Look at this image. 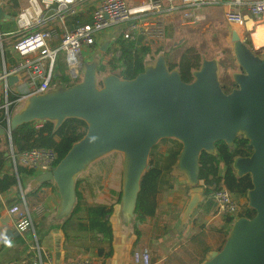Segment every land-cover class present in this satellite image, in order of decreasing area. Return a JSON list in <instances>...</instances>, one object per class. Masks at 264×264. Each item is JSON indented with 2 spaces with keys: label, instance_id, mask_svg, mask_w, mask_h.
I'll use <instances>...</instances> for the list:
<instances>
[{
  "label": "water",
  "instance_id": "obj_1",
  "mask_svg": "<svg viewBox=\"0 0 264 264\" xmlns=\"http://www.w3.org/2000/svg\"><path fill=\"white\" fill-rule=\"evenodd\" d=\"M246 21V28H250L248 15ZM230 40L238 71L231 74L229 90L220 82L216 57H202L198 69L191 73V81L183 82L179 70L170 69L160 53L146 61L143 71L132 79L112 73L98 78L97 65L86 63L79 82L24 97L11 113L7 129L0 126V137L6 135L9 140L8 153L12 149L10 133L20 125L50 121L56 130L68 118L86 124L84 135L60 161L31 181L33 188L45 182L56 186L59 203L54 221L71 213L77 177L99 159L119 153L120 205L126 224H133L140 181L149 169V154L164 139L180 144L171 174L183 175L190 186L182 213V220H186L203 196L201 153L216 155V142L223 141L232 148L241 136L250 154L235 157L231 166L238 177L250 176L252 187L246 192V201L254 215L234 219L222 247L207 251L198 264H264V45L251 49L235 30ZM16 78L9 76L8 84ZM7 232L12 233L10 229Z\"/></svg>",
  "mask_w": 264,
  "mask_h": 264
},
{
  "label": "crops",
  "instance_id": "obj_2",
  "mask_svg": "<svg viewBox=\"0 0 264 264\" xmlns=\"http://www.w3.org/2000/svg\"><path fill=\"white\" fill-rule=\"evenodd\" d=\"M100 1L84 0L78 7V14L81 19H91V14ZM144 1L148 0H131L130 5ZM24 2L25 0H18L19 9L23 7ZM3 6L4 3L0 0L2 10L0 16V77L4 66H11L17 59L12 50L15 31L11 32L13 28L16 30L15 22L5 17L9 14ZM214 12H218L220 16L216 17ZM196 16L200 20L193 25H188L190 28H195L201 24H205L207 27L216 20L224 19L222 7H203L196 11ZM160 19L165 24L164 38L158 41H144L150 47L152 54L165 53L167 58L168 54L172 52V48L176 47V44H181L177 34L181 26L186 25H181L180 12L163 14ZM120 30L113 27L98 33L93 46L100 50L111 47L110 45H114L116 38L119 37ZM4 41L9 44L6 50L10 52L12 59L10 57L5 58L3 55L2 42ZM167 60L169 61L168 58ZM21 89H23L21 77H17L11 85L8 84V92L12 96ZM4 100V85L3 81L0 80V106ZM106 160L92 164L101 165L106 162L107 168L103 169V174L92 172L90 170L92 165L87 169L79 190L88 204L112 205V214L109 216L112 234L110 242L105 241L101 234H92L85 229L87 221L84 211L73 216L68 223L63 222L64 218L54 221L53 215L59 203L56 186L51 183L48 186L33 188L31 181L34 175L23 174L25 184L22 182L20 184L18 181L16 186L5 192H0V232L10 229L12 233H7L12 237L14 243L12 248H7L0 243V264H34L36 243L41 251L49 254L51 264H64L82 257H91L102 264H133L134 253L143 247L150 251L152 264H198V261L204 258L206 248L218 250L223 244L227 235L224 237L225 229L227 228L228 232L230 224L226 223L224 215L218 214L213 209L209 211L205 209L204 211L203 207H197L194 215H190L187 227L183 225L178 229L165 228L163 211L165 210L164 213L168 214V208L173 207V204H178L176 206L178 208L182 204L180 201H174V195L169 194L173 187L171 181L168 182L166 190H158L156 194L157 208L155 214L142 223L134 220L133 224L127 225L119 201L121 162L117 169L115 161L110 160L111 163L108 164ZM6 167L10 168L9 161L6 163ZM18 176L19 174L16 176L19 180ZM177 180L178 183L183 182L179 177ZM23 201L32 213L36 240L29 231H17L13 225L14 215L8 212L10 208L21 205ZM38 208L43 210L42 214L37 212ZM197 218L203 219L199 225L195 221ZM189 231H192V235L185 240L177 236V233H180L184 237Z\"/></svg>",
  "mask_w": 264,
  "mask_h": 264
},
{
  "label": "built area",
  "instance_id": "obj_3",
  "mask_svg": "<svg viewBox=\"0 0 264 264\" xmlns=\"http://www.w3.org/2000/svg\"><path fill=\"white\" fill-rule=\"evenodd\" d=\"M84 0H27L14 18L16 38L12 50L17 59L9 67L3 68L0 80L4 85V103L0 106L9 124L11 105L21 103L24 97L42 94L57 83L55 64L60 55L65 65V75L73 84L79 80L84 62L83 49L94 45L95 37L102 31L121 26L123 39L135 41H158L165 36V24L160 16L180 12L181 25H193L200 18L196 11L203 7H222L223 16L231 30L240 38L250 37L258 26L264 25V0H148L129 4L131 0H101L91 14L89 23H76L67 28V20L77 15L78 7ZM165 5V6H164ZM250 17V28H246V16ZM244 40V39H243ZM252 47L256 50L252 42ZM118 55L119 51L116 50ZM21 77L23 89L13 100H8L9 76ZM39 126V125H38ZM8 161L17 176V169L23 168L34 174L51 170L57 162V153L52 148H31L20 153L13 149L8 153ZM215 201L217 213L231 218L239 217L245 208L242 199L234 197L222 187L210 194ZM244 199V198H243ZM14 215L13 225L19 232L29 230L34 240L36 235L32 222V213L25 201L8 210ZM39 214L42 209L37 210ZM27 228L21 230L22 222ZM34 264H51L49 254L41 251L36 243ZM147 258V260L145 259ZM47 261V263H45ZM64 264H102L91 257H82ZM133 264H152L150 251L143 247L134 253Z\"/></svg>",
  "mask_w": 264,
  "mask_h": 264
},
{
  "label": "trees",
  "instance_id": "obj_4",
  "mask_svg": "<svg viewBox=\"0 0 264 264\" xmlns=\"http://www.w3.org/2000/svg\"><path fill=\"white\" fill-rule=\"evenodd\" d=\"M1 1L4 3L3 7L5 11H7L11 17H15L19 9L18 0ZM90 20L91 19L82 20L81 16L77 13V15L70 17L66 24L68 25V28L71 29L76 23H89ZM11 30V32L15 31L14 28ZM14 38L16 37L14 36ZM114 45V53L116 50H118L119 54H113L111 60L107 61L106 63L99 62L96 68L97 73H101L103 75L112 73L123 79H132L138 73L143 71L146 61L154 60L158 56V52L152 54L148 44H146L145 41L140 38L135 41H129L119 36L116 38ZM2 46L3 55L5 58L10 57V59H12L10 52L6 50V47L9 46L8 42H2ZM162 54H164L166 58V54ZM201 59L202 55L197 49L194 47H186L179 54L177 59L170 62L166 58V61L170 69L177 68L179 70L183 82H190L192 79L191 73L193 70L198 69ZM55 74L62 86L65 85L67 87L73 84L69 81L64 71H59L56 64ZM7 98L8 100H13L16 97L12 96L11 93L8 92ZM17 105H11L9 107V111H15ZM0 126L5 130L7 129L4 111L1 108ZM85 130L86 124L82 120L76 118L66 119L56 130H54L53 123L50 121H33L20 125L11 131V146L15 153H20L31 148H52L57 153V164L67 153L72 144L78 141L84 135ZM3 136L6 137V135ZM165 140L167 139L162 141ZM246 145L247 141L243 137L238 136L234 140L232 148L228 147L223 141H218L215 143L216 155H210L206 152L201 153L199 158V177L202 179H200V181L204 182L202 186L203 198L197 207H203L204 211L205 209L206 211L211 209L217 211L216 203L210 197V194L222 187L226 188L234 197L238 199L246 198V192L252 187L250 176L244 175L238 177L231 166L235 157L248 156L250 154V152L246 149ZM155 146L152 147L149 154V169L143 174L140 181V190L137 196L134 211V220L140 223L144 222L148 217H152L155 214L157 208L155 197L159 190V182L161 180L162 173L164 170H169L171 173L174 165L176 164L177 156L180 151V144L179 147L172 150L170 149L163 162L160 164V162L151 159L152 150L155 148ZM107 157L108 155L96 162L105 161ZM7 162L8 156H5V152L0 150V192H5L18 184V179L12 167H6ZM110 163L111 162H109V164ZM17 173L19 175H34L32 171H28L23 168H18ZM85 174L86 172L80 174L76 179V200L71 213L64 218L63 222L68 223L73 216L77 215L81 211H84L87 221L85 229H87L89 232H92V234H101L105 241L110 242L112 234L109 224V216L112 214V205L88 204L85 201L82 192L79 190V186L83 181ZM50 184L51 183L49 182H45L40 184L39 187L48 186ZM243 206L245 208L239 216H245L249 218L254 215V210L248 207L247 203L243 204ZM225 221L227 224L231 225L233 218L226 216ZM222 245L219 247V249L222 247ZM208 250L209 248H206L204 254ZM201 260H199L198 263Z\"/></svg>",
  "mask_w": 264,
  "mask_h": 264
},
{
  "label": "rangeland",
  "instance_id": "obj_5",
  "mask_svg": "<svg viewBox=\"0 0 264 264\" xmlns=\"http://www.w3.org/2000/svg\"><path fill=\"white\" fill-rule=\"evenodd\" d=\"M27 4V1L22 4L25 6ZM130 4V1H129ZM212 8V7H211ZM19 11V10H18ZM213 13V12H211ZM214 15L220 16L218 12H214ZM201 21H203L201 19ZM118 28V30L121 29V26H115ZM114 27V28H115ZM195 27V26H194ZM231 28L229 25L224 21V19L216 20L213 23H210L209 26L206 27L205 24L198 25L195 28H190L189 26H181V29L179 30L178 39L180 40L181 44H176V47L172 48V52L168 54V59L170 62L174 61L177 59L179 54L186 48V47H194L197 49L202 57L205 58H213L216 57L218 62H219V67H220V73H219V79L224 87L225 90H229L231 88V74L233 72L238 71V66L234 60L233 53H232V42L230 40V33H231ZM242 39L245 40L246 44L251 48L252 47V42L249 36L244 35ZM248 40V41H246ZM248 42V43H247ZM111 47H108L105 50H100L96 49L95 46H91L89 48H84L83 49V57H84V62L86 63H94L96 65L99 64V62L106 63L107 61L111 60L112 55L114 53V48L115 45H110ZM258 48V47H257ZM56 66L59 69V71H64L65 72V65L61 61L60 55L58 56V59L56 61ZM57 72V70H56ZM106 75V74H104ZM98 78L103 76V74L98 73ZM81 80V76L79 77V82ZM54 86H62L59 82L57 83H52V87ZM65 86V85H63ZM22 103H19L15 109V111L20 107ZM13 111V112H15ZM179 147V143L176 142L175 140H165V141H160L158 144H156L155 148L152 150V155L151 159H154L157 162H160V164L163 162L166 154L168 151L174 148ZM10 149V144L7 136L1 137L0 141V150L4 151L5 153H8ZM108 164L109 161H115L116 162V167L118 169V165L120 164L122 160V156L119 153H111L108 155L106 158ZM106 162H103L101 165H92L90 170L92 172H97L103 174L104 170L106 169ZM172 174L170 173L169 170H164L161 176V182H160V187L159 190H166L168 182L171 181L173 184V187L171 188L172 190L169 192L171 196L174 195V201H180L182 204L180 205L181 207H176L178 204H173V207H169L168 211L169 213L166 214L164 213L165 210L163 211L162 215L165 219V222L163 225L165 228L169 229H178L180 226H185L187 227L189 223V217L192 214L194 215L195 208L187 217L186 220H182V211L187 203V200L189 199V190L190 186L187 184V181L183 175H176V176H171ZM181 178L183 181L182 183H178L177 179ZM20 181V184H25L26 182L24 181V176L23 174H20L18 176ZM176 183V184H175ZM201 184H204V182H200ZM27 191V190H25ZM160 193V192H159ZM247 201L246 199H242V205L245 204ZM173 213V214H171ZM171 214V217L169 216ZM226 217V216H224ZM197 225L202 223L203 219H195ZM228 227V226H227ZM164 229V228H163ZM210 230H212L211 227H209ZM192 231L187 232L186 236H182V234L177 233V236L181 238L182 240H185L189 238L192 234ZM227 234V228L225 229L224 232V237ZM178 240V239H177Z\"/></svg>",
  "mask_w": 264,
  "mask_h": 264
},
{
  "label": "bare ground",
  "instance_id": "obj_6",
  "mask_svg": "<svg viewBox=\"0 0 264 264\" xmlns=\"http://www.w3.org/2000/svg\"><path fill=\"white\" fill-rule=\"evenodd\" d=\"M251 24V21L249 22V25ZM251 37H252V42L255 48H259L260 46L264 45V25L258 26L256 29H254L251 33ZM50 171V170H49ZM47 172V171H46ZM44 173V172H43ZM39 173L34 174L37 175ZM202 182V181H200ZM246 199V198H245ZM247 203V202H246ZM248 205V203H247ZM249 207V206H248ZM240 215V214H239ZM236 218H233V221ZM232 221V222H233ZM32 222H33V218H32ZM34 225V224H33ZM24 231H29V230H23ZM30 232V231H29ZM36 249V248H35ZM37 252V251H36Z\"/></svg>",
  "mask_w": 264,
  "mask_h": 264
},
{
  "label": "clouds",
  "instance_id": "obj_7",
  "mask_svg": "<svg viewBox=\"0 0 264 264\" xmlns=\"http://www.w3.org/2000/svg\"><path fill=\"white\" fill-rule=\"evenodd\" d=\"M27 222H22L21 224V230L27 228ZM0 243H2L7 248L14 247L13 239L11 236L8 235L7 231L0 232ZM147 260V258H145Z\"/></svg>",
  "mask_w": 264,
  "mask_h": 264
}]
</instances>
